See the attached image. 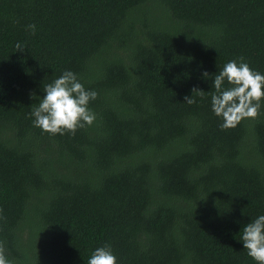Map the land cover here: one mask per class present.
<instances>
[{
    "label": "trees",
    "instance_id": "trees-1",
    "mask_svg": "<svg viewBox=\"0 0 264 264\" xmlns=\"http://www.w3.org/2000/svg\"><path fill=\"white\" fill-rule=\"evenodd\" d=\"M241 56L264 74V0H0L7 260L87 264L108 244L118 264H257L241 236L264 215V103L222 130L210 95ZM65 70L96 120L52 136L31 110Z\"/></svg>",
    "mask_w": 264,
    "mask_h": 264
},
{
    "label": "clouds",
    "instance_id": "clouds-1",
    "mask_svg": "<svg viewBox=\"0 0 264 264\" xmlns=\"http://www.w3.org/2000/svg\"><path fill=\"white\" fill-rule=\"evenodd\" d=\"M35 34L36 25H28ZM16 51L23 52L27 47L20 43L15 45ZM209 78L207 72L203 73ZM227 82V87H225ZM211 95L212 111L222 119V130L235 128L243 120L256 119L262 103H264V74L253 70L245 62L243 56L227 62L214 76ZM46 93L40 98L37 106H33L31 116L33 124L52 136L70 133L75 136L78 129L90 127L96 120L95 113L89 107L90 102L98 97L94 90H86L77 75L65 70L53 82L44 84ZM191 97L185 96L184 103L195 104L194 94L204 98V91L193 88ZM33 99H36L33 94ZM3 210L0 209V212ZM241 240L247 254L257 264H264V215H260L242 229ZM0 264H11L5 256V249L0 243ZM87 264H118L110 245L98 247L88 259Z\"/></svg>",
    "mask_w": 264,
    "mask_h": 264
},
{
    "label": "bare ground",
    "instance_id": "bare-ground-1",
    "mask_svg": "<svg viewBox=\"0 0 264 264\" xmlns=\"http://www.w3.org/2000/svg\"><path fill=\"white\" fill-rule=\"evenodd\" d=\"M208 200V199H207ZM178 228V227H177ZM180 232V231H179ZM182 236V235H181Z\"/></svg>",
    "mask_w": 264,
    "mask_h": 264
}]
</instances>
